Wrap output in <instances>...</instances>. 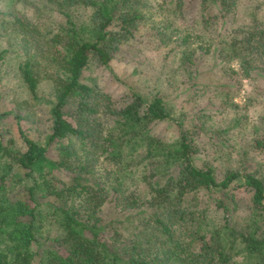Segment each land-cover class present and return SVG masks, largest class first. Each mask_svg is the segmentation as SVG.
I'll list each match as a JSON object with an SVG mask.
<instances>
[{
	"label": "trees",
	"instance_id": "16d2710c",
	"mask_svg": "<svg viewBox=\"0 0 264 264\" xmlns=\"http://www.w3.org/2000/svg\"><path fill=\"white\" fill-rule=\"evenodd\" d=\"M0 2V56L18 36L33 45L16 65L26 93L35 100L41 79L51 83L42 138L20 126L23 98L0 110V264H264V109L240 121L206 94L225 96L234 75L264 80V0H29L33 15L51 7L59 18L47 46L25 0ZM73 7L86 18L77 23ZM146 22L173 62L178 100L132 86L114 94L84 75ZM213 49L225 80L208 85L197 78ZM245 126L251 136L228 163L224 149L242 138L226 132Z\"/></svg>",
	"mask_w": 264,
	"mask_h": 264
},
{
	"label": "rangeland",
	"instance_id": "374dc122",
	"mask_svg": "<svg viewBox=\"0 0 264 264\" xmlns=\"http://www.w3.org/2000/svg\"><path fill=\"white\" fill-rule=\"evenodd\" d=\"M24 6L25 13L31 17L36 23L37 29L41 32V34H38L39 36L36 35V39L44 41L47 46V44L51 43L50 38L56 31V25L59 21L58 16L53 12L51 7L48 10H41L38 14L33 15L31 13L32 2H29V0H25ZM3 7V2H0V8ZM68 10L77 23L80 19L83 20L87 16L86 9H82L81 7L68 8ZM154 18L156 21L161 19L156 14ZM148 25L149 22H146V25L139 28L136 38L122 43L116 49L108 66L90 61L84 70L86 78L96 83L98 87L114 94L121 91V89L132 86L148 92L154 89H161L164 91L167 99L172 101L180 99L179 95H175L178 77L173 72V62L170 57H162L163 48L160 46L156 47V40L153 36L145 34L148 31L145 30ZM22 41L17 36L14 44L7 46V50L3 51L0 56V110L8 109L14 99L17 101L23 98L25 102L22 105L28 104L29 106L18 110L19 114L22 115V119L19 120L20 126L24 133L38 140L45 135L50 124L49 102L47 99L50 97L51 83L48 80L41 79L38 83V97L35 100L31 99L26 93V89L18 77L16 65L22 57L26 56L24 53L33 49V45L30 43L21 44ZM5 44L4 38L0 37V49ZM213 53L214 49L211 55H205L204 67L206 69L197 78V80L205 82L208 85H211V83L221 84L225 80L223 74L215 66L210 65ZM43 60H40L41 67L44 65ZM230 65L236 68L237 64L235 61H231ZM47 70H50L49 65H47ZM231 79L227 81L228 87L225 96L221 95L222 87H213L212 85L206 94L213 95L214 103L222 105L220 115H224V113L231 114L232 117L241 115L243 117L240 121L249 122L250 119L259 115L264 109L262 104L264 101V95H262L264 93V80L259 78H243L239 75H234ZM234 87H237V89L233 90ZM187 106L188 104H185L184 107H178V110L181 112L180 116H189L190 108L196 109L197 105H190L189 108ZM13 121L11 116L8 115L3 118L2 124L9 125V130H11V125L14 124ZM230 124H232V121L231 123L228 122L227 125ZM230 129H228L230 132H226L230 139L238 136L242 138L236 146H230V150L224 149L225 154L229 158L228 163H233L238 154L237 146L245 144L246 139L251 136L252 130L248 126H245L239 131L243 133L242 137L240 134L233 132V128ZM248 153L254 158L261 157V154L254 150H249ZM214 163L218 166V170L226 166V162L222 158L215 160ZM242 193L244 192H239V196Z\"/></svg>",
	"mask_w": 264,
	"mask_h": 264
}]
</instances>
